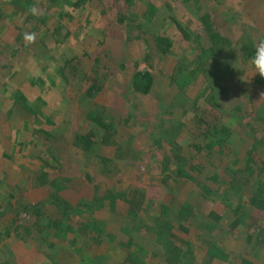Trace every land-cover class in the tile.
Masks as SVG:
<instances>
[{"label": "rangeland", "instance_id": "obj_1", "mask_svg": "<svg viewBox=\"0 0 264 264\" xmlns=\"http://www.w3.org/2000/svg\"><path fill=\"white\" fill-rule=\"evenodd\" d=\"M25 1L0 0V264H264V0Z\"/></svg>", "mask_w": 264, "mask_h": 264}, {"label": "trees", "instance_id": "obj_2", "mask_svg": "<svg viewBox=\"0 0 264 264\" xmlns=\"http://www.w3.org/2000/svg\"><path fill=\"white\" fill-rule=\"evenodd\" d=\"M27 1H25L24 0V3L23 4H25ZM19 8H17V12H18V14H20V15H23V14H25V13H27V10L25 9V7L23 6H18ZM15 11V12H16ZM203 17V19H205V22H207V19H206V15H203L202 16ZM212 37L214 36V37H216L218 40L219 39H221L220 37H219V35L218 34H212L211 35ZM215 38V39H216ZM216 39V40H217ZM215 40V41H216ZM156 41H157V44H158V48H159V50L162 52V53H166L167 52V47H168V43L166 42V38H163V37H157V39H156ZM169 48V47H168ZM253 49L252 48H250L249 46H247V45H244V52H245V55L247 56V57H249V56H251L252 55V53H253ZM94 86L95 85H92L91 87H90V90H88V94L89 95H91L92 94V89L94 88ZM100 86V85H99ZM18 93H19V97L21 96V98L23 97V94L20 92V90L18 91ZM27 108H30V107H28V105L26 106ZM109 138V133H103V139H102V142H104V143H106L107 142V139ZM245 171L248 173V172H252V170H251V168L249 167V166H246V169H245ZM237 178V177H236ZM236 178L234 179V178H232L229 182H226V184H227V186L229 187L230 186V184L232 185L233 183H235V182H237V180H236ZM262 192H263V195H264V188H262V190H261ZM142 196H143V194L142 193H140V195L138 196V198H136V199H133L132 200V206L134 207V208H139L140 206H141V202H142ZM55 200H58V205L60 206V203L63 205V209H62V213H65V215H68L67 214V212H69V210L71 209V206H70V204L67 202V201H65V200H63V199H61V197H59V196H56L55 197ZM256 199L255 198H253L252 199V202L253 201H255ZM51 224L53 225V226H55L56 227V229H57V231H59V232H64V220H62V219H59V220H55V221H52L51 222ZM252 225V224H251ZM256 226V227H255ZM253 227H255V228H257V231L255 232V234H254V239H255V244H254V249H257V248H263V246H264V225H255L254 224V226ZM91 237H92V239H93V241H95V243L96 244H98L100 241H101V237H100V232H95V234L94 235H91ZM246 262V260L245 259H243V260H241V264H244Z\"/></svg>", "mask_w": 264, "mask_h": 264}, {"label": "clouds", "instance_id": "obj_3", "mask_svg": "<svg viewBox=\"0 0 264 264\" xmlns=\"http://www.w3.org/2000/svg\"><path fill=\"white\" fill-rule=\"evenodd\" d=\"M29 14L39 17L43 15L42 11L36 6H32L28 9ZM37 39V34L35 32L24 33L23 40L27 45L35 43ZM253 53L250 57V64L253 69V76L258 75L260 78L264 79V39H257L253 45ZM264 95V94H262Z\"/></svg>", "mask_w": 264, "mask_h": 264}]
</instances>
